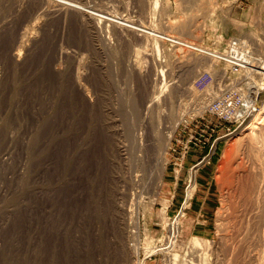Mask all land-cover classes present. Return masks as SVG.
Returning a JSON list of instances; mask_svg holds the SVG:
<instances>
[{"label":"rangeland","instance_id":"obj_1","mask_svg":"<svg viewBox=\"0 0 264 264\" xmlns=\"http://www.w3.org/2000/svg\"><path fill=\"white\" fill-rule=\"evenodd\" d=\"M156 1L72 3L121 16L133 25L143 23L221 54L229 51L232 42L239 41L250 50L252 58L264 62V0H158L154 7ZM45 6L42 0H0V23L6 25L0 31V264H136L137 258L145 260V264H200L204 258L211 263L217 258L227 259L234 243L231 237L237 230L232 225V204L224 203V199L230 194V168L235 167L241 154L238 138L253 115L235 129L237 125L207 113L205 100L226 74L235 79L231 86L246 88L263 86L264 76L246 72L235 75L222 60L214 62L199 52L176 48L171 42L151 39L143 43L131 32L116 36L112 27H106L103 33L116 45L113 53L90 50L91 40L74 13L66 21L47 18L44 13L51 7ZM170 23L192 27L194 33L190 36L181 29L170 30ZM24 30L30 31L26 32L30 38H25L23 47L20 37ZM61 49L72 53L71 58L62 60ZM18 51L23 56L19 54L21 63L17 65L11 55ZM138 51L141 54L137 62L141 67L146 64L143 70L159 74V80L163 79L161 71H166L159 86L164 82L170 87L152 112L150 129L160 128L163 139L155 141V151L144 152L148 153L146 185L139 187L141 191H128L120 175L123 173L124 179L130 178L132 171V176L144 175L131 163V151L140 145L138 141L133 144L132 129L138 123L131 120L132 115L145 112L147 102L144 82L129 68ZM81 57L89 61L83 65L82 84L94 96L93 105L84 101L69 76L72 59ZM55 69H67L69 75L59 76ZM183 83L187 93L182 99L188 104L180 108L182 99L177 100L171 90ZM229 128L236 131L229 133ZM153 130L148 129L145 135L151 136ZM119 145L132 147L125 160L119 157ZM189 151L200 155L197 164L185 162ZM228 153H232V165L221 181L219 171ZM160 161H165L164 167ZM35 169L38 173H33ZM194 171L195 189L188 199ZM34 174L38 175L36 179ZM36 187L43 193H35ZM182 207L185 214L180 219L174 249L146 257L151 248L167 243L170 224ZM202 220L204 224H198ZM194 239L205 245L196 248L199 254L195 253ZM175 254L179 258L174 263Z\"/></svg>","mask_w":264,"mask_h":264},{"label":"bare ground","instance_id":"obj_2","mask_svg":"<svg viewBox=\"0 0 264 264\" xmlns=\"http://www.w3.org/2000/svg\"><path fill=\"white\" fill-rule=\"evenodd\" d=\"M104 1V0H103ZM29 2V1H28ZM131 2V1H130ZM141 2V1H140ZM23 3V1H22ZM42 3H44V5H46L45 7H47L48 5L51 8H44L45 11V16L47 18H63L65 21L67 20L69 14L74 13L76 15V17L79 18V20L81 21V23L84 26V30L85 33L87 34V36L89 37V39L91 40V46L93 47H89L90 50L94 48L95 49H99L102 50L104 53H113L114 48L116 47L115 44H113V42H111V40L109 39V37H107L106 35H104L105 30L104 29L106 27H112L115 29V33L116 36H121L124 35L126 32H131L132 34L137 35L138 37H140V39L142 38L143 43H147L149 40L151 41V39L156 40V42L161 43V42H171L176 48H180V49H188V51L190 53H196L199 52V54L201 53L202 56H206L207 58H209L210 60L214 61V62H219V61H224V63L227 65V67H231L232 66V62L233 60H231L230 58V51L225 52L223 54L218 53V52H213L210 51L206 48H201L199 46L194 45L193 43H190L189 41H186L180 37H175L172 36L170 34L164 33V32H160L157 30H153L151 29L149 26L146 27L144 26L145 24H140L141 25H133L130 24L128 22V20L121 18L120 17H115V16H111L110 14L104 12V11H99L97 9L92 8H84L82 7V5H78L75 4L74 2L67 1V0H42ZM109 3V2H108ZM133 3V2H132ZM15 4V3H14ZM105 4V3H104ZM111 4V3H110ZM153 4V3H152ZM115 5V4H114ZM144 5V4H143ZM158 5V0L155 3L156 7ZM148 6V5H147ZM146 6V7H147ZM40 7V6H39ZM105 7V5H104ZM119 7V6H118ZM128 8V7H127ZM137 9V8H136ZM103 10V9H102ZM111 10V9H110ZM109 10V11H110ZM138 10V9H137ZM14 11V10H13ZM17 11V10H16ZM38 11V10H37ZM106 11V10H105ZM130 11V10H129ZM134 11V10H133ZM40 12V11H39ZM135 12V11H134ZM146 12V11H145ZM142 12V13H145ZM43 13V12H42ZM137 13V12H136ZM153 13V12H152ZM38 14V13H37ZM73 14V15H74ZM146 14V13H145ZM7 15V14H6ZM141 15V14H139ZM34 16V15H33ZM41 16V15H40ZM37 17V16H36ZM72 17V16H71ZM75 17V16H74ZM152 17V16H151ZM43 18V16L41 17V19ZM40 19V20H41ZM46 19V18H45ZM4 20V19H3ZM8 20V19H6ZM27 20V19H26ZM29 20V19H28ZM31 20V19H30ZM43 20V19H42ZM47 20V19H46ZM74 20V19H73ZM132 20V19H131ZM21 21V20H20ZM33 21V20H32ZM78 21V20H77ZM139 21V20H138ZM147 21V20H146ZM145 21V23H146ZM34 22V21H33ZM37 22V21H36ZM143 22V21H142ZM7 23V22H6ZM38 23V22H37ZM1 24V23H0ZM32 24V23H31ZM78 24V23H77ZM2 25V24H1ZM14 25V24H13ZM66 25V24H65ZM80 25V24H78ZM35 26V25H34ZM41 26V25H40ZM76 26V25H75ZM82 26V25H81ZM6 25L5 23L0 26V31L3 30V28H5ZM32 27V26H31ZM37 27V26H36ZM34 28V27H33ZM39 28V27H38ZM64 28V27H63ZM66 28V27H65ZM72 28V27H71ZM168 28V27H167ZM19 29V28H18ZM107 29V28H106ZM169 29L173 30V29H181L183 30L187 35H193L194 30H192V27H187V26H182V25H176V24H169ZM11 30V29H9ZM34 30V29H33ZM75 30V29H74ZM80 32L81 29H79ZM25 31V32H24ZM23 33L21 34L20 37V44L23 45L25 38H30V36L27 35V31L28 30H24ZM64 31V30H63ZM104 31V33H103ZM7 32V31H6ZM20 32V31H19ZM30 32V31H28ZM36 32V31H35ZM72 32V31H71ZM84 32V31H83ZM110 32L111 29H110ZM114 32V31H113ZM39 33V32H38ZM19 34V35H20ZM29 34V33H28ZM59 34V33H58ZM37 35V34H36ZM56 35V34H54ZM83 35V33H82ZM81 35V36H82ZM108 35V34H107ZM128 35V34H127ZM127 35L125 37H127ZM131 35V34H130ZM65 36V35H64ZM63 36V37H64ZM73 36V35H72ZM80 36V38H81ZM113 36V34H112ZM136 36V37H137ZM189 36V37H190ZM70 37V36H69ZM83 37V36H82ZM124 37V36H123ZM128 37H130L128 35ZM78 38V37H77ZM77 38L75 41H77ZM84 38V37H83ZM82 38V39H83ZM131 38V37H130ZM45 39V38H44ZM72 39V38H70ZM138 39V38H137ZM136 39V40H137ZM120 40V39H119ZM124 40V39H123ZM29 41V40H28ZM54 41V39L52 40ZM60 41V40H59ZM73 41V40H71ZM27 42V39L25 41V43ZM70 42V40H69ZM84 42V41H83ZM120 42V41H119ZM129 42V41H128ZM234 42H237L238 45L240 44L241 47L245 48L244 50H242V52H239L240 50L232 45ZM231 43V48L232 50L239 52L238 55H240V53L243 54V60L245 65L243 66L244 68L242 69V73L246 72L248 75H252L253 73H257L259 75H263L264 76V62L262 60L259 59H255L252 58L250 56V52H247L246 47H244L242 45L241 42L239 41H234ZM19 43V42H18ZM24 43V44H25ZM73 43V42H72ZM78 43V41H77ZM85 43V42H84ZM142 43V44H143ZM56 44V43H55ZM70 44V43H69ZM14 45V43H13ZM27 45V44H26ZM25 45V46H26ZM76 45V44H75ZM78 45V44H77ZM82 45V44H81ZM118 45V44H117ZM122 45V44H121ZM146 45V44H145ZM28 46V45H27ZM30 46V45H29ZM28 46V47H29ZM70 46V45H69ZM83 46V45H82ZM115 46V47H114ZM127 46V45H125ZM141 46V45H140ZM18 47V46H17ZM24 47V45H23ZM78 47V46H77ZM86 47V46H85ZM84 47V48H85ZM21 48V45H20ZM57 48V47H56ZM59 48V47H58ZM57 48V49H58ZM64 48V47H63ZM75 48V47H74ZM88 48V47H87ZM146 49H149L145 46ZM22 49V48H21ZM25 49H27L25 47ZM24 49V50H25ZM66 49V48H65ZM64 49V50H65ZM133 49V48H132ZM136 49V48H135ZM142 49V48H141ZM158 49V48H157ZM186 49V50H187ZM18 50L19 47H18ZM23 50V49H22ZM21 50V51H22ZM28 50V49H27ZM63 49L60 50V58L62 59H66V58H71L72 53L64 51ZM77 51V49H75ZM92 50V51H93ZM131 50V48L129 49ZM70 51V50H69ZM72 51V50H71ZM75 51V52H76ZM81 51V50H80ZM95 51V50H94ZM144 51V55H145V51ZM19 53H12L11 57L12 60L17 63H21L20 62V51H18ZM23 52V51H22ZM49 52V51H48ZM74 52V53H75ZM55 53V52H54ZM58 53V52H57ZM77 53V52H76ZM84 53V52H83ZM86 53V51H85ZM22 54V53H21ZM20 54V55H21ZM139 54H141V52L139 53V51L136 54V60L134 61V63L132 65L129 66L130 70L134 71V73L136 74V76L138 78H140L144 84H145V96H146V107H145V112L141 111L140 113H135V117L132 115V121L138 123L137 127H135L132 132V130L130 132H132V134L134 135V145L137 144V141L140 142V145L138 146H134V152H132V162L133 165H135V169H139L138 171H142L143 172V176H139V174L132 176L131 174L133 173L130 172L129 177L130 178H125L124 179V175L122 177V175H120V179L122 180V182H124V184L126 183L128 185L127 190H131L133 189V191L137 190V188L139 189V187L141 186H145L144 183L147 180L148 175H146V170L148 169L146 167V163L147 161L145 160V157H148V153H144L145 150L148 151L150 149L154 150L156 149L155 146V141L160 139L162 140V134L159 131L160 128H156V130L150 129L151 128V121H152V112L154 109H157L160 105V103H162L163 101V97L166 95V93L168 92V88L170 87L169 84L166 83H162L161 86H159V83H161V81L165 80L166 71L162 70L161 73L159 71V73L161 74V77L163 79L159 80V74L157 73H153V71L150 73L149 71L147 72L146 70L144 71L142 68L144 64H142V67L140 66V62L138 61V56ZM87 55V54H86ZM85 55V56H86ZM138 55V56H137ZM152 55V54H151ZM23 56V54H22ZM74 56H76L74 54ZM102 56V55H101ZM108 56V54L106 55ZM111 56V55H110ZM135 57V56H134ZM141 57V56H140ZM27 58V57H26ZM58 58V57H57ZM74 58V57H73ZM79 58V57H78ZM82 58V57H81ZM88 58V57H86ZM90 58V57H89ZM128 58V57H127ZM150 58V57H149ZM148 58V59H149ZM62 59V60H63ZM68 59V62H69ZM85 58L82 59H77L76 61H73V65H72V74L69 75V73H66L67 69H59L56 70V72L60 75H65L68 74L69 76H71V81L74 84V87L77 91H79L80 95H82V98L84 99V101L88 104V105H93L95 100H94V96L90 95L91 92L87 91L86 88L83 86L82 84V79L84 78L85 73H83V65H85V62H89V61H85ZM147 59V58H146ZM132 60V59H131ZM144 60V59H143ZM35 61V60H34ZM129 61V60H128ZM154 61V60H153ZM61 62V60H60ZM60 62H58L60 64ZM64 62V61H63ZM107 62V61H106ZM126 62V61H125ZM130 63V61H129ZM144 63V61H143ZM148 63V62H147ZM223 63V62H222ZM253 63H257L259 65L254 66ZM65 64V63H64ZM94 64V63H93ZM53 65V64H52ZM146 65V64H145ZM144 65V66H145ZM197 65V64H195ZM213 65V64H212ZM55 66V65H54ZM65 66V65H64ZM87 66V65H86ZM126 66V65H125ZM149 66V65H148ZM62 67V66H61ZM71 67V66H70ZM197 67V66H196ZM255 67V68H254ZM56 68V67H55ZM85 68V67H84ZM53 69V68H52ZM164 69V68H163ZM70 72V71H69ZM157 72V71H156ZM240 72V73H241ZM172 73V72H171ZM245 73V74H246ZM223 74H225V71L223 72ZM170 75V74H169ZM247 75V76H248ZM168 76V75H167ZM249 77V76H248ZM66 78V77H65ZM177 83V82H176ZM258 86V85H256ZM87 87V86H86ZM262 90L264 91V85L263 86H258L257 87V91L255 92V95L257 97V103L255 104L256 106V111L253 114V119L251 122H249L243 129H242V133H241V137L238 138V144L240 147V151L241 154L239 155L240 158L239 160L236 162L235 167L230 168L231 166L229 164H231V154L232 153H228L227 157H226V161L223 162L222 166L220 167V171H219V176L218 178L221 180V177H223L225 175V172L228 170L229 168L232 170V174L230 177V184L228 182L230 187H229V196L227 195V198L224 199V203H226V201L230 204H232V213L234 216L233 217L234 221L232 223V225H234L237 230V233L235 234V236H233V233L228 234L231 235L233 237H231L233 240H231L233 243L232 245V249L230 255H228L227 259H219L217 258L215 262L209 261L207 262V260H205L206 258H204V261L202 264H264V101L261 100L262 99ZM189 91V90H188ZM171 92H173L172 94H175V97L177 100H181L184 95L187 93V88H185V84H181V85H176V87H173ZM90 93V94H89ZM93 93V92H92ZM254 95V96H255ZM264 97V96H263ZM188 104L187 101H184V99H182V101L180 102V108H183L184 106H186ZM176 103L174 104V108ZM174 108H171V116H173L175 113ZM135 118V119H134ZM148 129L150 131L153 130L151 136L149 135H145V133L148 132ZM155 129V128H154ZM170 135L167 137V140L169 141L170 139ZM152 141H151V140ZM147 140H150L149 142H152L151 144L148 143ZM146 142L148 144H146ZM120 143V142H119ZM122 144V143H121ZM127 145V144H126ZM126 145H122V146H118V154L120 159L122 158V160L126 159V156H130V150L131 148H129ZM117 148V147H116ZM130 149V150H129ZM159 155V154H158ZM161 155V153H160ZM160 155L158 157H160ZM163 155V154H162ZM161 155V156H162ZM226 156V155H225ZM148 159V158H147ZM158 159V158H156ZM225 159V158H224ZM128 160V159H127ZM159 160V159H158ZM162 161L164 160L163 157L161 159ZM47 161V160H46ZM130 161V160H129ZM155 161V160H154ZM127 161H125L126 164ZM159 162V161H158ZM160 163L163 165L162 167L165 166V161L164 163L160 161ZM128 165L130 166V162L128 163ZM200 165V164H199ZM232 165V164H231ZM126 166V165H125ZM128 166V167H129ZM40 167V166H39ZM198 167V166H197ZM36 168V167H35ZM38 168V166H37ZM44 168V167H43ZM22 169V168H21ZM40 169V168H39ZM38 169V170H39ZM47 169V166H46ZM130 169V167H129ZM48 170V169H47ZM127 170V169H126ZM131 170V169H130ZM121 171V170H120ZM125 171V170H124ZM38 173L37 169H35V171L33 173ZM119 172V171H118ZM122 172V171H121ZM129 173V170L127 171ZM148 172V171H147ZM46 173V172H45ZM135 173V172H134ZM141 173V172H139ZM116 174H118L116 172ZM149 174V173H148ZM195 174L196 171H194L193 176H192V180L191 183L193 185H189L188 188V199L191 198V194L195 189ZM127 175V174H126ZM38 175L34 174V179L37 178ZM40 176V174H39ZM42 176V175H41ZM117 176V175H115ZM46 177V176H45ZM114 177V176H113ZM112 177V179H114ZM226 177V176H225ZM229 177V176H228ZM42 178V177H41ZM111 179V180H112ZM129 179V180H128ZM45 180V179H44ZM128 180V181H127ZM226 180V179H225ZM229 180V179H228ZM227 180V181H228ZM34 181V180H33ZM38 181V180H37ZM222 181V180H221ZM121 182V181H120ZM35 183V181H34ZM37 183V182H36ZM39 184V183H38ZM161 184V180L158 181V186H160ZM222 184V183H221ZM34 185V184H33ZM36 185V184H35ZM227 186V185H226ZM123 187V186H122ZM120 187V188H122ZM125 187V186H124ZM123 187V189H124ZM228 187V186H227ZM136 188V189H135ZM141 189V188H140ZM139 189V190H140ZM33 190V189H32ZM126 190V189H125ZM142 190V189H141ZM140 190V191H141ZM139 193H137L138 197H139ZM35 193H40L42 192L40 187H36L34 189ZM33 192V193H34ZM123 194H125L124 190H122ZM122 192L120 193L122 196ZM43 193V192H42ZM130 192H128L129 194ZM228 193V192H227ZM117 194V193H116ZM127 194V193H126ZM132 194V193H131ZM134 194V192H133ZM136 194V193H135ZM43 195V194H42ZM117 196V195H116ZM132 196V195H130ZM135 196V195H134ZM142 197V195H141ZM118 198V197H117ZM137 198V197H136ZM135 198V199H136ZM125 199V198H124ZM128 199V198H127ZM130 199V198H129ZM140 199V198H139ZM134 201V199H133ZM138 201V199H137ZM136 201V202H137ZM132 203V202H131ZM135 203V201H134ZM137 205V203H135ZM36 205V203H35ZM124 206V205H123ZM35 206H33L34 208ZM38 207V206H37ZM138 207V206H136ZM46 208V206H45ZM124 208V207H123ZM230 208V209H231ZM133 210V209H132ZM48 211V210H47ZM134 211V210H133ZM136 211V210H135ZM231 211V210H230ZM229 211V212H230ZM123 212V211H122ZM117 213V212H116ZM134 213V212H133ZM36 215V214H35ZM183 215V213H182ZM124 216V215H123ZM180 217L182 216H177L176 219L174 221H172V223L170 224V231H169V238L166 241L167 243L165 245H162L159 248H154V249H150L148 251V256H152L156 253H159L160 251H172V249H174V247L177 244V240H178V235L180 233ZM231 217V218H232ZM37 218V217H36ZM113 218V217H112ZM137 218V217H136ZM222 218V217H221ZM231 219V220H233ZM223 220V219H221ZM123 221V220H122ZM40 223V222H39ZM236 225H235V224ZM127 224V222H126ZM222 224V223H221ZM229 224V223H228ZM224 225V224H223ZM125 226V224H124ZM136 226V223H135ZM36 227V226H35ZM132 227V226H131ZM233 227V226H231ZM233 229V228H231ZM36 230V229H35ZM45 230V229H44ZM235 231V229H233ZM126 232V230H125ZM233 232V231H232ZM44 233V232H43ZM38 234V233H36ZM43 235V234H42ZM223 235V234H222ZM32 237V236H31ZM42 237V236H41ZM226 239H230L227 236H225ZM224 239V238H223ZM225 241V240H224ZM230 241V240H229ZM231 243V242H230ZM36 245V244H35ZM230 245V244H229ZM228 245V247H229ZM204 243L202 241H200V239H194V247L195 250H197L196 248H200V247H204ZM193 247V248H194ZM39 248V247H38ZM33 250V249H32ZM228 250V251H230ZM31 251V250H30ZM200 251V250H199ZM227 252V251H226ZM37 253V252H36ZM195 253H198L195 251ZM229 253V252H228ZM128 254V253H127ZM135 256H138V252L135 250L134 252ZM133 254V256H134ZM196 254L195 256H200ZM129 255V254H128ZM131 256V255H130ZM226 256V255H225ZM132 257V256H131ZM202 257V256H200ZM204 257V256H203ZM219 257V256H218ZM37 258V257H36ZM178 255L175 254L174 257V263L176 261H178ZM199 258V257H198ZM35 259V257H34ZM136 260V259H135ZM199 260V259H198ZM191 261V260H190ZM187 262V261H186ZM199 262V261H198ZM33 263V262H32ZM190 264H196L193 262H189ZM200 263V264H201ZM136 264H145V260H141L139 258H137V262ZM188 264V263H187Z\"/></svg>","mask_w":264,"mask_h":264},{"label":"built area","instance_id":"obj_3","mask_svg":"<svg viewBox=\"0 0 264 264\" xmlns=\"http://www.w3.org/2000/svg\"><path fill=\"white\" fill-rule=\"evenodd\" d=\"M232 45L236 46L240 50L239 52H242V50L245 49L241 47L240 44L238 45L237 42H234ZM229 51L230 58L233 60L230 71L232 74L238 75L245 65L243 54L240 53V55H238L239 52L232 50L231 46L229 47ZM247 52H250V50H247ZM233 80L235 79L227 77L226 74L216 83L214 89V91H216L208 95L205 100V109L207 113L218 117L220 121H224L229 125H237L235 129H238L246 123L256 111L255 104L257 103V97L254 95L258 86L253 85L251 88H246L243 87V85H240V87H235L231 86L233 84ZM247 84L249 83H246L245 85ZM246 95L249 96V99ZM228 130L229 133L236 131H232L230 128ZM217 141L218 139L214 141L213 147ZM187 147L188 146H185V148ZM202 163L203 161L199 164Z\"/></svg>","mask_w":264,"mask_h":264},{"label":"crops","instance_id":"obj_4","mask_svg":"<svg viewBox=\"0 0 264 264\" xmlns=\"http://www.w3.org/2000/svg\"><path fill=\"white\" fill-rule=\"evenodd\" d=\"M180 148V147H179ZM200 155H198V153L196 152V151H189L188 152V155L186 156V160H185V162L188 164H194V163H198V161L200 160ZM185 207V206H184ZM184 207H182V209H180L179 208V210H178V213H179V215L178 216H184V214L182 215V213H183V210H184ZM180 211V212H179ZM182 217H180V219L182 218ZM204 220H202L201 221V223H200V221L198 222V224H204V222H203ZM186 229V228H185Z\"/></svg>","mask_w":264,"mask_h":264}]
</instances>
